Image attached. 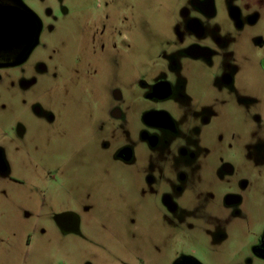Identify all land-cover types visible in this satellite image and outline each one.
<instances>
[{
  "label": "flooded vegetation",
  "instance_id": "1",
  "mask_svg": "<svg viewBox=\"0 0 264 264\" xmlns=\"http://www.w3.org/2000/svg\"><path fill=\"white\" fill-rule=\"evenodd\" d=\"M117 1L95 0L100 11L93 19L64 0L54 6L50 0H0V98L18 97L31 118L56 120L36 100L52 92L58 76L46 34L73 14L83 22L84 41L66 62L67 79L97 81L117 73L107 115L97 122L99 151L131 172L141 198L156 201L168 228V238L156 246L170 248L169 264H208V254L226 257L225 264H264V0H175L168 47L141 69L112 58L132 44L129 13L109 10ZM33 13L41 22L40 40L22 57L36 30ZM40 49L44 56L36 55ZM29 130L18 118L3 134L17 140ZM66 167L62 163L55 178ZM10 173L0 144V175ZM62 213H72L65 224L74 231L61 229L56 216ZM54 220L62 233L81 232L75 210L59 211ZM199 223L206 247L181 248L177 230ZM231 238H239L237 246L224 251Z\"/></svg>",
  "mask_w": 264,
  "mask_h": 264
},
{
  "label": "rangeland",
  "instance_id": "2",
  "mask_svg": "<svg viewBox=\"0 0 264 264\" xmlns=\"http://www.w3.org/2000/svg\"><path fill=\"white\" fill-rule=\"evenodd\" d=\"M64 1L71 11H85L93 19L100 11L95 0ZM174 6L175 0H118L109 10L129 13L132 44L127 51H113L112 58L136 69L157 59L172 36ZM82 23L70 14L46 34L52 47L49 62L58 76L52 92L36 100L55 113L54 122L31 118L18 97L0 98L6 103L0 109V144L11 171L0 175V264H142L143 257L146 264H169L170 248L156 246L168 238L156 201L141 198L131 172L99 151L97 122L107 115L109 84L119 78L117 73L97 81L88 76L67 79L66 62L84 41ZM42 87L37 86V92ZM18 118L25 119L30 130L15 140L3 132ZM64 162V173L55 178L54 171ZM67 209L80 213V234L58 229L54 215ZM203 230L201 223L194 230L181 226L176 232L181 248L193 244L204 249ZM238 241L231 238L222 249L236 247ZM204 258L208 264L228 261L210 254Z\"/></svg>",
  "mask_w": 264,
  "mask_h": 264
},
{
  "label": "water",
  "instance_id": "3",
  "mask_svg": "<svg viewBox=\"0 0 264 264\" xmlns=\"http://www.w3.org/2000/svg\"><path fill=\"white\" fill-rule=\"evenodd\" d=\"M36 16V21H37V24H36V30L34 31L33 29V32H32V39H31V42L30 44H28V46H26L23 50H22V53H21V56L22 57H25V55L29 54L39 43V40H40V33H41V22H40V19L37 15H35V13H33V17L35 18ZM13 35V33H12ZM67 218H72V213H62V214H59L56 216V220H57V223L59 224V226L61 227V229L64 231V232H70V231H74V227H69V226H66V219Z\"/></svg>",
  "mask_w": 264,
  "mask_h": 264
}]
</instances>
